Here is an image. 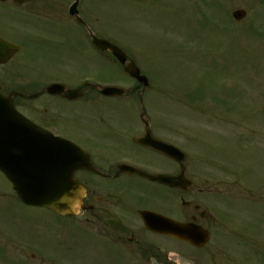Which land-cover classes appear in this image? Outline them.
Segmentation results:
<instances>
[{
    "label": "flooded vegetation",
    "instance_id": "1",
    "mask_svg": "<svg viewBox=\"0 0 264 264\" xmlns=\"http://www.w3.org/2000/svg\"><path fill=\"white\" fill-rule=\"evenodd\" d=\"M75 1L0 0V39L20 47L14 59L0 65V93L11 96L18 112L38 129L34 130L33 139L37 141L41 133L54 135L80 148L77 160L83 167L74 178L84 187L86 210L77 216L83 218L79 226L66 230L65 252L77 251L82 245L86 252L82 248V256L72 257L85 259L86 263L94 260L97 264H178L187 250L193 257L207 256V261L187 258L193 264H218L217 247L222 245L216 237L230 235L231 209L228 192L219 189L214 151L136 144L133 140L143 136L146 124L155 137L164 139L161 132L166 130V124L161 120L158 125L149 110V88L142 93L143 88L138 85H122L127 89L125 95L103 94L106 86L121 83L112 67L109 70L115 78H106L100 64L93 62L79 72L73 71L69 62H40L33 67L26 59L14 62L17 57L33 54L35 58L40 55L47 59L52 50L100 60L103 53L93 46L90 31L114 43L115 37L102 31L98 17L88 10L90 6L95 8L92 3L88 5L89 0H81L77 8H72ZM105 55L124 71L109 53ZM67 57L69 61L70 56ZM29 69L31 76L25 72ZM72 131L91 142L85 145L73 137ZM131 167L149 175L174 178L175 187L153 182ZM56 170L66 173L64 167ZM225 171L228 172L227 168ZM145 211L186 226L188 238L192 237L196 245L151 231L142 218ZM77 217L65 220L76 221ZM76 234L84 236L81 245L76 244ZM205 234L209 235L208 241L203 243ZM68 238L73 240L68 243ZM38 255L25 256L17 262L13 257H4L0 262H47L48 256Z\"/></svg>",
    "mask_w": 264,
    "mask_h": 264
},
{
    "label": "rangeland",
    "instance_id": "2",
    "mask_svg": "<svg viewBox=\"0 0 264 264\" xmlns=\"http://www.w3.org/2000/svg\"><path fill=\"white\" fill-rule=\"evenodd\" d=\"M88 5L101 30L114 36L152 79L147 100L156 123L166 124L163 138L190 150L215 152L219 189L228 192L231 209L230 235L216 237L222 245L217 247L218 264H264V0H89ZM236 10L247 12L242 22L233 19ZM51 52L47 59L35 54L18 58L32 67L69 62L77 72L91 65L71 56L75 54ZM109 65L98 66L103 75L115 78V72L126 82L118 66ZM25 72L31 76L30 69ZM71 133L85 145L91 142ZM58 219L21 204L0 173V258L17 262L39 254L48 256L47 262L30 264H97L72 257L84 254L80 234L73 237L81 247L65 252L66 230L83 218ZM190 254L184 250L180 264H193L187 260ZM196 255L207 261L206 254Z\"/></svg>",
    "mask_w": 264,
    "mask_h": 264
},
{
    "label": "water",
    "instance_id": "3",
    "mask_svg": "<svg viewBox=\"0 0 264 264\" xmlns=\"http://www.w3.org/2000/svg\"><path fill=\"white\" fill-rule=\"evenodd\" d=\"M234 17L241 21L246 17V13L239 10L234 13ZM93 40L99 50L111 52L129 75L145 83V86H149L147 78L141 75L140 68L134 60L129 59L122 48L95 36H93ZM17 51L19 50L15 47L8 49L0 41V64L6 63ZM105 93L112 95L122 93V90L106 89ZM27 128L29 130L33 129L15 110L12 99L0 94V170L10 180L14 190L25 205L47 208L62 216L75 215L82 204L80 187L72 178L73 173L81 168V165L71 162L77 152L75 145L51 146L48 148L53 162L44 163L46 164L44 167H48L49 164L50 167L59 166L58 160L67 159L66 166L70 169L66 177L59 174L54 176L48 171L42 170L44 164L38 162H42L44 159L40 157V160L37 161V150L33 146L19 145V143L28 141L25 139ZM22 131L24 132L21 133ZM135 141L145 146H172L154 138L150 131ZM50 174L52 176H49ZM141 174L155 181L173 186V180L168 177ZM145 216L149 229L176 237L181 233V229H178L177 225L171 221H165V219L162 221L160 217L152 214Z\"/></svg>",
    "mask_w": 264,
    "mask_h": 264
}]
</instances>
